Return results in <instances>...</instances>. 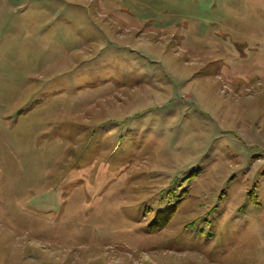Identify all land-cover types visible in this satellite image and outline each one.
Listing matches in <instances>:
<instances>
[{
	"label": "rangeland",
	"instance_id": "1",
	"mask_svg": "<svg viewBox=\"0 0 264 264\" xmlns=\"http://www.w3.org/2000/svg\"><path fill=\"white\" fill-rule=\"evenodd\" d=\"M0 264H264V0H0Z\"/></svg>",
	"mask_w": 264,
	"mask_h": 264
}]
</instances>
